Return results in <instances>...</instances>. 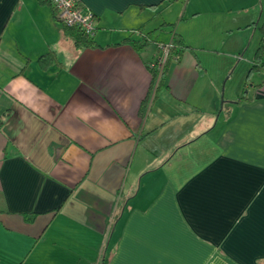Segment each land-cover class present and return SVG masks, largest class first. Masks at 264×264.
<instances>
[{
	"label": "crops",
	"instance_id": "crops-1",
	"mask_svg": "<svg viewBox=\"0 0 264 264\" xmlns=\"http://www.w3.org/2000/svg\"><path fill=\"white\" fill-rule=\"evenodd\" d=\"M78 1L95 46L43 0H0V264H264V86L246 85L260 38L228 98L230 61L202 43L237 32L241 61L264 0H188L171 34L191 49L156 87L182 0Z\"/></svg>",
	"mask_w": 264,
	"mask_h": 264
},
{
	"label": "rangeland",
	"instance_id": "rangeland-1",
	"mask_svg": "<svg viewBox=\"0 0 264 264\" xmlns=\"http://www.w3.org/2000/svg\"><path fill=\"white\" fill-rule=\"evenodd\" d=\"M187 1L188 0H182V1L179 2L180 5H181L180 8H179V6H173V8H171L168 11L165 12V13H167L166 14V18L169 21L173 22V23H171L173 25H171L170 27H167V26L163 27L162 28L163 31L159 32V34L163 33V37L166 40L169 37L171 38V36H172L171 31L177 32V28L178 27L180 28V30H181V28H184V29L186 28V26L188 24L187 20L184 19L183 21H178V19L181 18V16H184V9L182 7ZM210 1L212 3L215 2V0H210ZM177 8H178V10H177ZM174 12L178 13V18L177 19H175L176 17L173 16ZM202 16L203 15H201V18H202ZM157 20H159V17L157 18ZM160 21H162V20H160ZM256 33H257L256 36H252L250 33L241 34L242 39L246 38L248 40V41H246L248 43H246V42L244 43L243 49L241 51V53L243 52V54H242L243 58H242L241 61L238 60L239 57L241 58V56H239L237 53L230 52V48L228 47L229 45H237L238 44V40L237 39H238L239 36H237L238 35L237 32H234L233 36H231V37H228L227 35L224 34V36H218L217 39L214 40V35H212L210 38L202 40V43L205 46L212 47V46H214V44H216V46L219 47V50H221V52H224V53H222V55H224V56H221L222 59L219 58V63H220L221 66L225 64V62H222V61H226V63H228L230 61L229 64H231V65L229 66L230 67L229 68V72L227 73V75L225 76V79H224L225 83H227V86H226V88H225L224 85L221 86L222 98H223V95H224V90H225V93H226V98H228L229 94L234 91V89L230 90V88H232L233 86L234 87L238 86V85L242 86V84L245 83L244 80H245L246 73H244L243 77H241V73L244 71V65H245L246 61L248 60L247 57L250 56L251 50L254 48L255 44L258 43L257 41L260 38V33L258 31ZM168 43L169 42H166L164 44H168ZM209 61H210L209 65H212L211 64L212 60H209ZM239 64H242V68L239 71H237L238 70L237 66ZM235 68H236V71H235ZM263 76H264V74H262V73L261 74H256L252 78V81L254 80V81L257 82V80H260V78H263ZM226 77H228V79ZM232 77H233V79H232V84H231V83H229V81H230V79ZM157 78H158V76H156V80L154 81V85H153L154 87H156V85L158 83L157 82ZM241 89L239 88L238 90H241ZM249 91L252 92V89L249 88ZM239 92H241L243 94V93L247 92V90L243 89V90H241ZM241 93H238V94L240 95Z\"/></svg>",
	"mask_w": 264,
	"mask_h": 264
},
{
	"label": "trees",
	"instance_id": "trees-1",
	"mask_svg": "<svg viewBox=\"0 0 264 264\" xmlns=\"http://www.w3.org/2000/svg\"><path fill=\"white\" fill-rule=\"evenodd\" d=\"M43 3H47L51 6V4L48 0H43ZM51 8L53 10V15L55 17L54 8L52 6H51ZM63 29L65 30V32L67 34H69L71 36V38L73 39V42H74V46L76 48H85V47L95 46L94 36L89 37L88 35L84 34L81 30H79L77 28H69V27L63 26ZM259 32H260L261 36H260V40L258 43V47H257V49L253 55L251 65L249 67V70H248V73L246 76V85L249 86L248 84H250V86L253 88H259V87L264 86V81L262 83L255 84L254 82H252V78H251L255 74H261V73L264 74V26H261L259 28ZM125 42L130 43V45L135 50L138 51V50L143 49L149 43V39L147 38V35H145L144 38L140 41H134V40L127 39V40H125ZM171 44H172V47L170 49L169 57L171 55H174V54H180L184 50L191 49L189 46H187L183 43V41L181 40V37L177 34H173ZM53 59L54 58L52 55H46V56L40 58L39 61L41 63H45V62L51 61ZM165 67H166V64L163 68L161 77L164 75ZM152 76H153V79H155V73L154 72L152 73ZM105 262H106L105 260L102 261V264H105Z\"/></svg>",
	"mask_w": 264,
	"mask_h": 264
},
{
	"label": "built area",
	"instance_id": "built-area-1",
	"mask_svg": "<svg viewBox=\"0 0 264 264\" xmlns=\"http://www.w3.org/2000/svg\"><path fill=\"white\" fill-rule=\"evenodd\" d=\"M55 11L56 20L65 27L77 28L89 37H93L96 31L94 14L85 8L78 0H48ZM171 43L157 44V55L149 64V70L155 73L157 82L166 62L169 59ZM264 96V93H263Z\"/></svg>",
	"mask_w": 264,
	"mask_h": 264
}]
</instances>
